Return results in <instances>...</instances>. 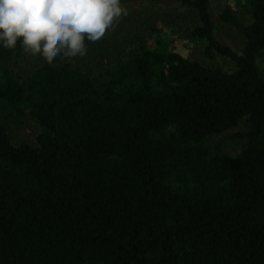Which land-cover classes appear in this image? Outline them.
Here are the masks:
<instances>
[{"label":"trees","instance_id":"obj_1","mask_svg":"<svg viewBox=\"0 0 264 264\" xmlns=\"http://www.w3.org/2000/svg\"><path fill=\"white\" fill-rule=\"evenodd\" d=\"M175 1L197 12L188 40L234 72L160 38L101 78L69 62L21 77L23 45L0 44V113L40 129L14 145L0 124V264H264V0H248L250 25L218 16L240 53L217 40L209 0ZM242 120L240 156L207 147Z\"/></svg>","mask_w":264,"mask_h":264},{"label":"rangeland","instance_id":"obj_2","mask_svg":"<svg viewBox=\"0 0 264 264\" xmlns=\"http://www.w3.org/2000/svg\"><path fill=\"white\" fill-rule=\"evenodd\" d=\"M127 15H121L106 31L100 41L92 43L85 37L87 53L64 59L62 56L53 63H71L85 71L89 70L95 78H101L103 72L114 63L124 59L126 54L134 50L141 41L155 45L157 39H163L169 51L179 53L183 57L197 61L208 68H221L226 72H234L236 65L229 59L217 56L209 60L204 56L205 45L202 42L189 41L186 31L200 24L197 12L183 6L175 0H120ZM227 7L245 24H251V8L248 0H209V9L216 24V38L225 46L240 53L245 46V38L233 26L223 23L218 16ZM139 36H141L140 39ZM22 39V38H21ZM49 64L41 55L32 56L23 53L14 63V71L18 76L25 77L35 69ZM258 65L264 74V53L258 59ZM0 124L6 126L14 145L28 143L36 145V137L40 131L37 123L27 121L20 126L5 122L0 113ZM248 123L242 120L239 124L210 138L207 147L211 150L221 149L224 153L238 157L246 147Z\"/></svg>","mask_w":264,"mask_h":264},{"label":"clouds","instance_id":"obj_3","mask_svg":"<svg viewBox=\"0 0 264 264\" xmlns=\"http://www.w3.org/2000/svg\"><path fill=\"white\" fill-rule=\"evenodd\" d=\"M120 0H0V44L41 55L49 64L87 53L121 15ZM22 38V39H21Z\"/></svg>","mask_w":264,"mask_h":264}]
</instances>
